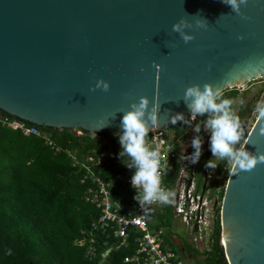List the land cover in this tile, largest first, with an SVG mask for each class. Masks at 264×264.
<instances>
[{
  "label": "water",
  "instance_id": "95a60500",
  "mask_svg": "<svg viewBox=\"0 0 264 264\" xmlns=\"http://www.w3.org/2000/svg\"><path fill=\"white\" fill-rule=\"evenodd\" d=\"M241 12L221 0H0V110L95 137L119 132L122 112L144 95L160 104L153 129L169 128L171 113L188 115L185 86L223 91L264 76V0ZM181 17L192 23L187 43L171 29ZM97 78L107 91L91 87ZM262 125L257 116L249 151H264ZM219 216L227 263L264 264V162L229 172Z\"/></svg>",
  "mask_w": 264,
  "mask_h": 264
},
{
  "label": "trees",
  "instance_id": "16d2710c",
  "mask_svg": "<svg viewBox=\"0 0 264 264\" xmlns=\"http://www.w3.org/2000/svg\"><path fill=\"white\" fill-rule=\"evenodd\" d=\"M222 94L234 104L238 89L227 88ZM248 110L249 105L240 102L235 113L239 124ZM9 121L34 126L41 136L24 135L19 128L8 126ZM180 124L171 128L178 132ZM77 130L79 134L71 128L39 126L0 110V264H123V258L131 252L129 239L126 247L101 257L105 235L91 225L98 220L100 212L85 200L89 182L80 181L83 170L74 165L67 154L69 150L84 159L91 150L97 154L115 148L117 138L107 131L91 137L87 131ZM44 137L51 139L59 149L51 148ZM102 161L97 173L114 182V190L120 193L121 177L129 173V168L118 158L105 157ZM224 163L218 164V171ZM178 170L172 158L170 182ZM201 172L198 187L202 185ZM223 190L224 186L219 190V202ZM219 210L220 205L216 207L205 264H227L219 243ZM90 237L94 238L92 252L88 249ZM108 239L114 240L113 237ZM194 253L199 254V251L194 249Z\"/></svg>",
  "mask_w": 264,
  "mask_h": 264
},
{
  "label": "built area",
  "instance_id": "2783aa9c",
  "mask_svg": "<svg viewBox=\"0 0 264 264\" xmlns=\"http://www.w3.org/2000/svg\"><path fill=\"white\" fill-rule=\"evenodd\" d=\"M202 118L197 117V119ZM6 124L13 129L19 128L24 135L41 136L40 130L34 126L23 125L16 121H9ZM180 125L178 132L170 127L160 130L151 129L146 137V143L159 150L163 157L162 162L167 165L166 174L162 176V185L174 193L172 203L168 205L174 215L180 217L181 221L201 238L202 234L210 233L216 218L221 174L218 168L206 169L203 166L200 177L202 185L198 187L195 176L196 163L190 164L180 159L183 152L192 151L190 140L194 133L190 128H181ZM79 133L80 131L77 134ZM201 135L204 139L201 148L207 151L202 154H206L209 159L211 153L208 149V133L203 128ZM44 139L51 148L59 149L51 139L48 137ZM119 149L120 146L117 144L115 148L104 149L97 154L91 150L84 159L67 150L73 164L83 170L80 181L89 182L84 193L85 200L93 204L100 212L98 220L93 221L91 225L98 227L105 235L101 257L104 258L112 250L126 247L130 239L132 250L123 258V264H184L182 255L172 242L173 237L159 226H150L148 219L150 214L164 213L165 205L159 203L147 205L151 211L144 213L133 199L135 189L130 186L132 170L129 169V173L121 177L123 183L120 193L114 190L116 185L114 182L103 179L97 173L103 163L102 159L118 158ZM172 158L179 166V170L170 182L169 171ZM111 237L114 238L112 242L108 239ZM93 241L94 238L90 237L91 244L88 246L90 252L94 248Z\"/></svg>",
  "mask_w": 264,
  "mask_h": 264
},
{
  "label": "clouds",
  "instance_id": "9594fccd",
  "mask_svg": "<svg viewBox=\"0 0 264 264\" xmlns=\"http://www.w3.org/2000/svg\"><path fill=\"white\" fill-rule=\"evenodd\" d=\"M221 3L227 5L231 12L243 17L241 6L245 5L247 0H221ZM206 22L201 16L195 19V25L198 27H206ZM191 28L192 23L184 17L171 25L172 31L185 43L193 39L192 32L186 30ZM91 87L107 91L109 83L97 78ZM182 101L188 109V115L174 112L168 117L171 125H176L179 121L181 128H190L194 133L190 140L192 151L183 152L180 157L182 161L195 164L199 160L201 145L204 143L201 135L203 128L208 133V149L211 153V157L204 162L206 169H215L221 162H227L231 165L228 171L234 175L241 170L252 169L258 162H264V151H249L245 144L240 143L242 132L232 109L233 101L223 97L219 88L208 82H204L202 86L197 83L189 84L183 90ZM159 106L156 97H153L151 104L144 95L139 96L138 100L130 101L128 109L122 112L120 131L113 133L120 146L117 153L120 163L132 170L130 186L135 189L133 199L144 213L151 211L147 205L172 203L174 195L173 191L162 185V176L166 174L167 165L162 162L161 153L156 147L146 143L150 130L158 126ZM256 112L258 116L264 117V101L257 103ZM105 125L102 124L96 129ZM257 132L264 136V125Z\"/></svg>",
  "mask_w": 264,
  "mask_h": 264
},
{
  "label": "rangeland",
  "instance_id": "374dc122",
  "mask_svg": "<svg viewBox=\"0 0 264 264\" xmlns=\"http://www.w3.org/2000/svg\"><path fill=\"white\" fill-rule=\"evenodd\" d=\"M237 89H238V95L236 96L235 102L232 106L234 113H236V110L238 109L240 102L247 103L249 105V110L246 116L240 122V129L242 132L240 143L243 144L253 123L255 122L258 116L256 112V105L258 102L264 101V76L252 79L246 82L245 84L238 86ZM74 130L75 133L79 132V130L77 129ZM202 152L206 153L207 151L202 149ZM202 152L199 160L196 162L195 165L196 178L199 177V174L204 166V162L206 161V157L204 156V154H202ZM217 167L218 165L216 166V168ZM230 167L231 165L225 162L221 170L219 171V173L221 174V177L219 179L220 189L223 186H225L226 180L229 175L228 169ZM218 204L220 205V202ZM164 210H165L164 213L150 214L148 219L151 226L161 227L165 233L171 235L173 239H177L179 243H181V246L183 248L182 247L180 248L184 250H180L179 253L182 255L184 259V264H205L204 260L208 256L207 251L210 248V242H211L210 233L202 234L201 238H199L196 232H193L192 229H189V227L181 221L180 217L174 215L170 206L167 208L165 207ZM219 224H220V216H219ZM221 233L222 232L220 228V232H219L220 244L222 241ZM221 246L223 248V245ZM194 249H197L199 251V254H195Z\"/></svg>",
  "mask_w": 264,
  "mask_h": 264
},
{
  "label": "crops",
  "instance_id": "0c3cea01",
  "mask_svg": "<svg viewBox=\"0 0 264 264\" xmlns=\"http://www.w3.org/2000/svg\"><path fill=\"white\" fill-rule=\"evenodd\" d=\"M172 242H173V244L175 245V247L178 248L179 251H180V250H184V249H182L183 247L181 246V243H179V241H178L177 239H172ZM183 246H184V245H183ZM180 247H182V248H180Z\"/></svg>",
  "mask_w": 264,
  "mask_h": 264
},
{
  "label": "bare ground",
  "instance_id": "6f19581e",
  "mask_svg": "<svg viewBox=\"0 0 264 264\" xmlns=\"http://www.w3.org/2000/svg\"><path fill=\"white\" fill-rule=\"evenodd\" d=\"M222 243H223V241H222ZM224 244V243H223Z\"/></svg>",
  "mask_w": 264,
  "mask_h": 264
}]
</instances>
